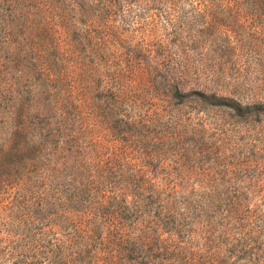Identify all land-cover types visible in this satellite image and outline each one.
<instances>
[{
	"label": "rangeland",
	"instance_id": "1",
	"mask_svg": "<svg viewBox=\"0 0 264 264\" xmlns=\"http://www.w3.org/2000/svg\"><path fill=\"white\" fill-rule=\"evenodd\" d=\"M113 24L119 101L75 133L84 182L140 198L136 264H264V107L244 115L264 103V0H131ZM33 208L0 189V264L36 262Z\"/></svg>",
	"mask_w": 264,
	"mask_h": 264
},
{
	"label": "trees",
	"instance_id": "2",
	"mask_svg": "<svg viewBox=\"0 0 264 264\" xmlns=\"http://www.w3.org/2000/svg\"><path fill=\"white\" fill-rule=\"evenodd\" d=\"M130 2L0 0V189L17 187L33 203L39 224L25 239L34 264H115L116 252L125 264L137 263L139 239L126 236L140 221L142 202L124 193L111 201L84 182L75 136L89 116L119 101L106 56L121 38L113 17ZM210 97L242 108L234 99ZM263 107L244 104V115Z\"/></svg>",
	"mask_w": 264,
	"mask_h": 264
}]
</instances>
